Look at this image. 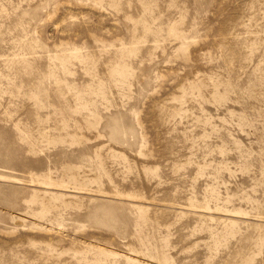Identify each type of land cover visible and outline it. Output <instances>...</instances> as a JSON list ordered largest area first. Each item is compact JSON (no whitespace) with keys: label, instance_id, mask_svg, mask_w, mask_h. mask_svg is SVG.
Segmentation results:
<instances>
[{"label":"rangeland","instance_id":"rangeland-1","mask_svg":"<svg viewBox=\"0 0 264 264\" xmlns=\"http://www.w3.org/2000/svg\"><path fill=\"white\" fill-rule=\"evenodd\" d=\"M0 264H264V0H0Z\"/></svg>","mask_w":264,"mask_h":264}]
</instances>
